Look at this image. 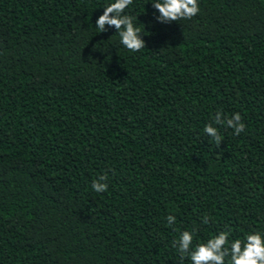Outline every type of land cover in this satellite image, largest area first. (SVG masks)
Returning <instances> with one entry per match:
<instances>
[{"label":"trees","instance_id":"1","mask_svg":"<svg viewBox=\"0 0 264 264\" xmlns=\"http://www.w3.org/2000/svg\"><path fill=\"white\" fill-rule=\"evenodd\" d=\"M113 2L0 0V264H191L184 231L264 236V0L171 22L133 0L139 51L98 32Z\"/></svg>","mask_w":264,"mask_h":264},{"label":"clouds","instance_id":"2","mask_svg":"<svg viewBox=\"0 0 264 264\" xmlns=\"http://www.w3.org/2000/svg\"><path fill=\"white\" fill-rule=\"evenodd\" d=\"M132 2L133 0H115L105 8L103 15L96 21V26L99 33L105 32L106 25L115 26L121 43L130 51H139L146 47L144 39L141 38V31L134 25L133 18L124 14ZM153 6L160 14L158 20L162 22L191 19L200 10L198 0H159ZM221 115L223 114L219 112L216 114L215 124L234 129L236 135L245 130V124L239 113L226 120H221ZM204 131L219 147L223 138L217 127L208 124ZM106 180L107 176L101 175L93 182V189L98 193L106 191L108 184L103 182ZM167 219L170 225L175 221L174 216H169ZM229 235V232H221L205 243L193 247L194 232L184 231L173 247L178 246L182 262L184 257H189L191 264H264V236L257 232L247 235L244 241L236 239L230 242Z\"/></svg>","mask_w":264,"mask_h":264}]
</instances>
